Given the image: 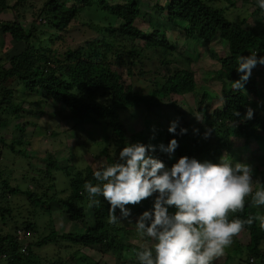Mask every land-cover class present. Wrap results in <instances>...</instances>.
I'll use <instances>...</instances> for the list:
<instances>
[{"label":"trees","instance_id":"trees-1","mask_svg":"<svg viewBox=\"0 0 264 264\" xmlns=\"http://www.w3.org/2000/svg\"><path fill=\"white\" fill-rule=\"evenodd\" d=\"M25 1L29 2L14 0L9 6L5 0H0V13L5 8L14 10V18L10 21H0V29L22 45L21 50L5 62L6 66L5 63H0V127L6 125L9 114L17 117L24 111L22 105L13 104V97L18 94L19 87H24L33 98L39 95L45 101H53L63 106L70 121L85 135V129L91 124L98 130L99 141L112 139L116 144H125L127 128L122 121V110L140 106L147 108L168 101L171 95L191 98L196 90L197 82L192 69L177 66L174 69L166 68L169 62L175 61L173 57L170 61L167 57L171 56L176 48V42L167 36L163 26V22H167L176 24L185 38L201 39L207 43L219 39L224 43L225 51L215 54L218 64L209 72L208 78L209 81L214 80L220 84V103L208 112L202 111L201 105L208 94L206 90L202 92L197 111L206 124H211V129L203 143L192 140L188 152L182 150L184 139L190 135V122L187 120H178L177 133H169L168 127L163 128L156 121L146 124L136 135H130L132 141L153 136L151 141H145V144L156 145L161 142L167 144L170 138H175L178 147L174 153L198 160V154L219 158L233 145H248L253 139L264 138V117L260 113L264 109V65L257 64L252 69L250 78L244 84V92L232 88V81L240 75L236 70L239 56H247L251 52H256L258 57L264 56V30L252 29V23L264 12L258 7L257 0H166L165 6L159 4L161 0H154L155 3L149 7L164 9L165 14L161 17V25L158 28L150 25L149 21L150 30L146 29V32L138 24V19L148 15V12L143 10L138 0H45L37 12V17H40L38 21H43L51 27V43L65 41L68 35L75 40V35L83 31L72 25V22L79 21V18L85 19L81 22L86 27L85 30L94 34L92 38L82 39L73 46L66 45L62 51L51 46L52 44L46 45L49 43L45 40L43 44L41 38L33 33L37 27L36 22H32L28 29L19 22L21 15L16 10L18 6L25 5ZM238 1L242 5L250 4L253 9H250L248 14H238V19L233 20L230 18V12L237 11L235 5ZM162 13L156 12L160 15ZM153 58L156 61L159 59L163 73L158 68L145 70L139 67L137 72L134 71L135 65L143 66L144 63H141L144 60ZM123 63L128 66L126 69ZM123 69L133 79L144 77L148 80L143 79V85L137 90H134L132 83L127 84L128 91L125 93ZM174 103L169 102L170 105ZM249 107L253 110V117L243 119ZM235 111L241 115L234 116ZM15 126L20 127V131L24 130V126L18 123ZM180 127L186 128L187 132L178 134ZM24 134L26 133H23V137ZM213 135L216 136L215 142L211 140ZM208 140H211V146L207 144ZM15 143L16 139L12 138L11 142L5 145L13 152L22 154L20 149H15ZM103 149V152H107L105 146ZM152 154L165 164L168 162L169 156L158 149ZM104 156L105 163L102 165L111 164L118 159L107 154ZM58 169L71 175L67 185L68 194L59 200L62 209L67 213L68 221L75 222L87 218L91 221V226L79 233L51 231L38 241V244L51 243L58 237H63L83 245L98 244L103 249L121 250L123 243L112 233L111 224L107 222V201L101 197L99 205L89 207L84 186L89 182L96 183L92 176L96 168L87 165L84 170H77L72 174L68 167L58 168L56 160L49 154L45 166L46 174L52 179ZM258 178V187L264 186V172L260 173ZM2 182L5 184V191L34 196V192L30 190L11 187L6 180ZM86 206L90 212L86 211ZM151 208L150 197L140 204L131 205V212L137 215ZM261 214H264V209H256L251 203V197H248L243 211L230 214V218L239 216L241 219H247ZM259 225L260 221L254 220L242 230L247 233V241L243 247L247 251L245 262L248 264L249 261H254V258L259 264H264V250L261 247L264 244V229ZM19 227L24 233L33 229L30 224ZM21 240L16 230L11 236L0 234V258L5 260L2 264H36L31 258V242L25 243L26 247L22 250L24 244ZM240 247L241 245L238 248Z\"/></svg>","mask_w":264,"mask_h":264},{"label":"rangeland","instance_id":"rangeland-1","mask_svg":"<svg viewBox=\"0 0 264 264\" xmlns=\"http://www.w3.org/2000/svg\"><path fill=\"white\" fill-rule=\"evenodd\" d=\"M28 1V3L25 1V5L17 7L16 11L21 15L19 22L25 29L30 28L32 22H36L37 27L33 33L37 34L42 42L45 40L49 43L46 45L52 44L51 46L62 51L66 45L72 44L73 46L76 42H80L82 39H90L94 35L92 32L89 33L85 30L86 27L82 25L83 19L79 18V21L72 22V25H76L79 31H83L75 35V40H72L71 36L68 35L65 41L58 40L51 43L53 37V35H49L52 30L51 27L43 21H38L40 17H37V12L45 0ZM138 1L143 10L148 12V15L138 19V24L142 30L144 32L150 30L149 21L150 25L158 28L161 25V17L165 14L164 9L162 11L159 7H149V5L155 3L154 0ZM13 2L14 0H5V3L9 6ZM159 4L165 6L166 0L159 1ZM235 7L237 11L230 12V18L233 20H237L240 13L242 15L248 14L250 9H253V7L250 8V4L244 3L242 5L240 1L236 2ZM231 9L233 10V8ZM153 10L156 11L153 12ZM13 11V9L5 8L0 13V21L12 20L14 18ZM156 12L163 13L160 15ZM252 25V29L255 31L264 30V12L263 15L260 14L255 19ZM163 26L167 36L176 42L175 50L171 56L167 57L169 61L172 60V57L175 61L169 62L166 68L174 69L177 66L192 69L197 87L191 98H186L183 95H171L168 101L150 105L147 108L140 106L122 110V121L125 122L127 128L125 143L151 141L153 136L132 141V136L136 135L146 124L156 121L165 128L174 119L187 120L190 122L188 127V134L190 135L184 139L182 150L188 152L191 141L195 139L203 143L205 141V131L209 132L211 129V124H206L202 120V115L197 111V108L200 107V98L204 90L208 94L201 105L202 111L208 112L220 103V84L214 80L209 81L208 78L210 76L209 72L215 69L218 64L215 54L225 51V46L219 39L207 43L201 39L185 38L176 24L163 22ZM21 48V43L16 42L9 33H5L0 29V63L7 62ZM154 58L144 60L141 63H144L143 66L140 64L135 65L134 71L137 72L139 67L145 70L150 68L156 70L158 68L163 73V67H161L159 59L156 61ZM122 65L125 69L128 67L124 63ZM125 69L122 73L126 82L123 87L125 93L128 91L127 84L132 83L134 90H137L143 85V79L148 80L144 77L133 79L126 73ZM170 101L175 103L170 105ZM13 104L22 105L24 111H21L17 117L9 114L10 118H8L6 125L0 127V234L11 236V233L16 230L18 238L22 239V244L25 245V243L31 242V258L36 264H137L136 251L140 250V245L145 241L136 233L134 224L128 223L127 220L120 225H111L112 233L119 237L120 242L123 243L121 250L103 249L98 244L83 245L63 237H58L51 243L38 244V241L51 231L79 233L91 226V221L87 218L75 222L68 221L67 213L62 209L59 200L68 194L67 185L71 175H67L63 170L58 169L55 171L54 177L49 178L50 176L48 177L45 172L47 156L51 154L52 158L56 160L58 168L68 167V171L74 174L73 172L77 170H84L87 165H91L94 169L102 165L105 163V154L112 158H118L119 150L124 144H116L112 139H108L106 142L99 141L97 137L98 130L91 124H89L90 127L85 129V135L80 128H77L70 121L63 106L53 101H45L39 95H35L33 98L24 87H19L18 94L13 97ZM177 108H180L182 112ZM260 113L264 117V109ZM16 123L24 126V130L20 131V127L15 126ZM23 133H26L24 137ZM215 137L213 135L211 139L213 142H215ZM12 138L17 141L14 144L15 149H20L22 154L13 152L5 145L11 142ZM211 140H208L207 143L210 146ZM103 146L107 148V152H103ZM223 154L230 155L238 161L251 163L255 168V180L258 182L254 187L260 185L258 177L260 173L264 172V138L260 140L253 139L248 145H233L230 150L224 151ZM179 156L174 153L168 159L166 166H171ZM197 157L198 160H208L213 163L218 160L217 157L209 158L199 154ZM2 180L8 181L11 187H17L24 191L30 190L34 192V196L5 191V184ZM127 207L131 208V205ZM254 207L264 209V206ZM85 209L90 212L87 206ZM138 215L131 212L130 219L135 222ZM24 224L31 225L33 228L31 232H23V229L19 226ZM18 230L22 232V237H20ZM245 234H247L245 231H241L235 236L233 243L225 250L224 255L217 257L213 264L224 262L226 264H248L245 262L247 251L243 247L247 241ZM240 245L241 247L238 248ZM261 247L264 250V244ZM227 253L229 258L226 259ZM3 259L0 258V264L5 262ZM252 263L259 264L255 258L254 261H249V264Z\"/></svg>","mask_w":264,"mask_h":264},{"label":"clouds","instance_id":"clouds-1","mask_svg":"<svg viewBox=\"0 0 264 264\" xmlns=\"http://www.w3.org/2000/svg\"><path fill=\"white\" fill-rule=\"evenodd\" d=\"M257 4L264 10V0H257ZM257 64L264 65V56L258 57L256 52L239 56L236 70L240 75L232 81L234 90L245 91L244 84ZM253 114L249 107L243 119H252ZM233 115L241 114L235 111ZM177 126L178 119L170 121L168 132L177 133ZM186 132L180 127L178 134ZM208 135L206 130L204 138ZM177 147L175 138L167 144L125 143L118 159L92 172L96 183L84 186L89 207L99 205L101 197L107 201L109 224L120 225L125 220L134 224L145 241L136 251L137 264H213L245 225L259 220L264 229V214L230 218V214L243 211L248 197L254 206H264V186L254 187L258 182L251 163L226 154L215 163L181 155L166 166L152 154L158 149L171 158ZM150 197L152 208L142 211L133 222L127 206Z\"/></svg>","mask_w":264,"mask_h":264},{"label":"built area","instance_id":"built-area-1","mask_svg":"<svg viewBox=\"0 0 264 264\" xmlns=\"http://www.w3.org/2000/svg\"><path fill=\"white\" fill-rule=\"evenodd\" d=\"M18 233L20 234V237H22V232L20 230H18ZM26 247V244L23 246L22 250H24V248Z\"/></svg>","mask_w":264,"mask_h":264}]
</instances>
